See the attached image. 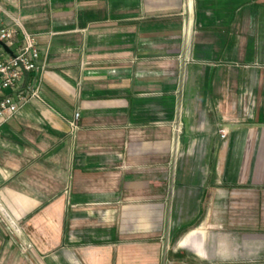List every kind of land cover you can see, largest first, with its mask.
<instances>
[{
	"label": "crops",
	"instance_id": "1",
	"mask_svg": "<svg viewBox=\"0 0 264 264\" xmlns=\"http://www.w3.org/2000/svg\"><path fill=\"white\" fill-rule=\"evenodd\" d=\"M0 6V53L40 51L0 120V264L264 259V0Z\"/></svg>",
	"mask_w": 264,
	"mask_h": 264
},
{
	"label": "built area",
	"instance_id": "2",
	"mask_svg": "<svg viewBox=\"0 0 264 264\" xmlns=\"http://www.w3.org/2000/svg\"><path fill=\"white\" fill-rule=\"evenodd\" d=\"M0 6V41L7 45L14 44L17 40L19 27L17 23H6L1 16ZM40 51L36 38L24 32V44L17 48L13 56H5L0 53V120L7 121L14 117L20 108L31 99L40 98V89L34 83L24 84L27 73L39 69L38 59ZM80 113L77 112L71 121V128L78 129ZM222 138H226L228 129L220 130ZM1 211L0 219L3 217Z\"/></svg>",
	"mask_w": 264,
	"mask_h": 264
},
{
	"label": "rangeland",
	"instance_id": "3",
	"mask_svg": "<svg viewBox=\"0 0 264 264\" xmlns=\"http://www.w3.org/2000/svg\"><path fill=\"white\" fill-rule=\"evenodd\" d=\"M242 264H248V263H242ZM250 264H264V259H262V260H258V261H252V262H250Z\"/></svg>",
	"mask_w": 264,
	"mask_h": 264
},
{
	"label": "water",
	"instance_id": "4",
	"mask_svg": "<svg viewBox=\"0 0 264 264\" xmlns=\"http://www.w3.org/2000/svg\"><path fill=\"white\" fill-rule=\"evenodd\" d=\"M0 43H2L1 41H0ZM3 44V43H2Z\"/></svg>",
	"mask_w": 264,
	"mask_h": 264
}]
</instances>
